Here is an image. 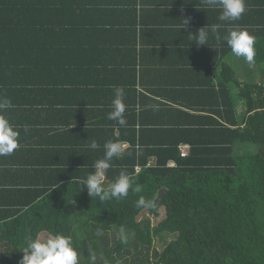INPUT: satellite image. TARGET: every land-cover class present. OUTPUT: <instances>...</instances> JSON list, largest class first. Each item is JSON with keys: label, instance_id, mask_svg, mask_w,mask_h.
<instances>
[{"label": "trees", "instance_id": "1", "mask_svg": "<svg viewBox=\"0 0 264 264\" xmlns=\"http://www.w3.org/2000/svg\"><path fill=\"white\" fill-rule=\"evenodd\" d=\"M77 2L0 0V87L17 76L23 90L37 88L35 81L46 80L47 74L62 78L67 67H78L80 49L94 50L80 42L91 24L79 23ZM261 47L255 60L264 68V43ZM216 79L213 90L172 92L170 98L183 100H176L177 106L151 107L155 119L132 136L124 134L131 132L124 126L117 137L103 134L107 141L129 143L113 157L105 183L125 171L140 192L130 189L126 198L101 202L85 187L80 190V182L103 157L105 142L94 153L88 150L86 166L79 164L82 153L61 162L71 174L56 177L62 182L69 177L64 181L69 183L55 185L58 181L49 179L43 186L25 187L28 199L21 214L13 218L10 211H0V264H19L20 248L41 232L72 236L80 264H264V75L260 83L247 82L238 91L234 73L221 72ZM197 92L213 95V103L201 108L214 117L190 114L197 107L185 100ZM235 92L243 102L239 115ZM181 145H188L184 157ZM140 197L152 200L155 208H137ZM161 207L165 217L157 225L138 221L143 210L157 217ZM120 226L127 231V243L119 238ZM97 229L102 236L95 235ZM162 232L174 238L151 252L154 237Z\"/></svg>", "mask_w": 264, "mask_h": 264}, {"label": "crops", "instance_id": "2", "mask_svg": "<svg viewBox=\"0 0 264 264\" xmlns=\"http://www.w3.org/2000/svg\"><path fill=\"white\" fill-rule=\"evenodd\" d=\"M77 3L79 23L91 24L80 42L94 50L80 49L78 67H67L69 72H64L62 78L47 74L46 80L35 81L37 88L23 90L17 76L5 89L0 87V97L8 98L14 105L3 114L19 133L18 149L0 157V211H10L13 218L23 212V202L28 199L25 187L43 186L44 180L49 179L58 181L56 176L63 173L70 177L71 167L61 162L69 160L71 153H82L84 161L79 164L85 165L88 150L97 151L87 147L91 140L102 145L107 141L106 133L119 136V126L107 118L112 111L114 87L125 90V119L135 123L134 127L124 126L131 130L124 134L132 136L134 130L141 131L142 123L155 119L150 115L151 105L177 106L176 100H183L179 95L170 98L172 92L213 90L217 88L216 75L221 72L234 73L239 85L233 88L238 91L247 82L260 83L264 75L261 64L255 60V65L249 66L231 53L225 41L217 44L211 32L212 25H221V36L233 28H245L256 37V56L260 55L264 43V0H246L248 10L234 22L221 21L219 10L205 7L201 0ZM76 16L73 14L74 20ZM206 26L207 44L198 46L189 35H197ZM195 74L201 76L195 78ZM0 82L4 84V78ZM67 82L76 83V88ZM233 99L241 108L243 102L236 92ZM185 102L197 107L190 114L214 117L201 108L213 103V95L197 92ZM133 116L135 120H131ZM123 142L125 150L129 143ZM47 161L51 164L47 165ZM64 181L53 184L69 183Z\"/></svg>", "mask_w": 264, "mask_h": 264}, {"label": "clouds", "instance_id": "3", "mask_svg": "<svg viewBox=\"0 0 264 264\" xmlns=\"http://www.w3.org/2000/svg\"><path fill=\"white\" fill-rule=\"evenodd\" d=\"M202 4L207 8L218 9L219 19L224 22H234L241 19L246 13V0H201ZM187 21H183V27ZM221 25H212L211 32L215 35L217 44L222 40L226 42L231 53L237 58H243L249 66L255 65L256 57V37L251 35L245 28L236 27L221 36L218 29ZM208 26L199 29L195 36V43L206 45L208 41ZM125 90L122 86L114 87V98L111 102L112 111L108 113L107 118L115 121L118 126H126L125 119L126 104L124 103ZM14 105L6 97H0V157L11 155L14 150L18 149L19 133L15 130V126L3 114L6 110L13 108ZM154 109L157 105H151ZM126 142L107 141L103 144L104 155L96 160L92 165V171L86 179L80 182L85 187L87 193L92 198H97L101 202L110 201L112 199L120 200L126 198L129 190L140 192V186L133 188L134 181L130 175L121 171L119 176L111 183L106 184V173L112 167L111 161L113 157L120 156ZM87 147L91 150H97L101 147L96 140H91ZM55 188V187H54ZM73 201H71L72 203ZM137 208H155L152 200H145L140 197L136 201ZM96 236H102L103 231L97 229ZM119 238L123 243H127V231L123 226L119 228ZM23 255L19 264H80L81 257L77 248L74 246L73 237L70 235L48 233L44 238H29L25 246L21 247ZM94 260V257H93Z\"/></svg>", "mask_w": 264, "mask_h": 264}, {"label": "rangeland", "instance_id": "4", "mask_svg": "<svg viewBox=\"0 0 264 264\" xmlns=\"http://www.w3.org/2000/svg\"><path fill=\"white\" fill-rule=\"evenodd\" d=\"M235 108H236L237 115H239L241 113L242 107L240 108L239 104H236ZM245 150H247V149H245ZM164 217H165L164 208L161 207L159 209V215L157 217L148 213L147 210H143L140 213V215L137 217V219H138V221L142 220V222H144L145 220L149 221L150 227L152 228V226L157 225V223H159ZM46 236H47L46 234L41 233L38 238H44ZM173 238H174V235H172V234H168L166 232L159 233V235L154 237V243H153V246L151 248V252L153 250L158 251V252L161 251ZM107 239L109 241H112L113 240L112 235H108Z\"/></svg>", "mask_w": 264, "mask_h": 264}, {"label": "built area", "instance_id": "5", "mask_svg": "<svg viewBox=\"0 0 264 264\" xmlns=\"http://www.w3.org/2000/svg\"><path fill=\"white\" fill-rule=\"evenodd\" d=\"M180 152H181L180 156L184 157L187 154V152H188V146L187 145L180 146ZM138 169H139V167L136 166L135 167V171H138Z\"/></svg>", "mask_w": 264, "mask_h": 264}]
</instances>
